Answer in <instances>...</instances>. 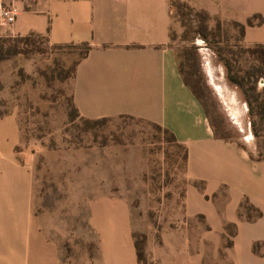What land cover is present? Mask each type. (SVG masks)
Here are the masks:
<instances>
[{
    "label": "crops",
    "instance_id": "0c3cea01",
    "mask_svg": "<svg viewBox=\"0 0 264 264\" xmlns=\"http://www.w3.org/2000/svg\"><path fill=\"white\" fill-rule=\"evenodd\" d=\"M4 1L16 15L0 35L88 46L71 79L81 117L155 123L185 148L184 217L149 239L146 260L264 264V135L233 140L215 133L179 71L168 0ZM19 141L16 115L0 116V264H61L63 257L66 264H143L121 191L95 195L92 173L69 174L62 186L68 203L37 209L33 162L17 150ZM245 199L261 212L254 220L239 216Z\"/></svg>",
    "mask_w": 264,
    "mask_h": 264
},
{
    "label": "rangeland",
    "instance_id": "374dc122",
    "mask_svg": "<svg viewBox=\"0 0 264 264\" xmlns=\"http://www.w3.org/2000/svg\"><path fill=\"white\" fill-rule=\"evenodd\" d=\"M168 3L178 68L215 133L233 140L263 136L264 0ZM84 50L39 35H0V116L16 115L17 150L33 162L35 208L61 210L69 200L62 189L66 176L92 173L95 195H125L143 264H156L146 260L149 239L184 217L185 151L148 121L81 117L71 101V79Z\"/></svg>",
    "mask_w": 264,
    "mask_h": 264
},
{
    "label": "trees",
    "instance_id": "16d2710c",
    "mask_svg": "<svg viewBox=\"0 0 264 264\" xmlns=\"http://www.w3.org/2000/svg\"><path fill=\"white\" fill-rule=\"evenodd\" d=\"M22 38L23 39H26V38H28V36H22ZM81 46H84L85 47V50L82 52V54L79 56V58H81L82 56H84L85 54H86V52H87V49H88V46L87 45H81ZM250 50H254V49H250ZM76 64V63H75ZM74 69H75V66H74V68H73V72H74ZM180 71V70H179ZM180 73H181V71H180ZM181 75H182V73H181ZM73 76V75H72ZM183 76V75H182ZM183 79L185 80V82L192 88V86L187 82V80L183 77ZM193 89V88H192ZM194 91V90H193ZM71 101H72V98H71ZM72 104H73V102H72ZM74 106V105H73ZM74 108H75V106H74ZM75 110H76V112H77V109L75 108ZM78 113V112H77ZM79 114V113H78ZM127 117H131V116H127ZM103 118H107V117H103ZM131 118H133V117H131ZM151 123V122H150ZM154 125H157V124H155V123H153ZM157 126H159V125H157ZM159 127H161V126H159ZM162 128V127H161ZM166 132H168L169 134H170V136H171V138L174 140V141H176V139H175V136L173 135V133H171L168 129H165V128H163ZM223 137V136H222ZM224 138H226V137H224ZM177 142V141H176ZM179 144V143H178ZM182 146V145H181ZM183 147V146H182ZM183 149H184V151H185V148L183 147ZM185 156H186V152H185ZM252 212H253V214H252ZM239 216H245L248 220H254V219H256L257 217H259L260 215H261V212L257 209V208H255L253 205H251L249 202H248V200H244L242 203H241V205H240V207H239ZM135 245H136V249H137V255H138V258L141 260V261H143L144 260V255H143V253L141 252V250H139V248H138V245H137V242H136V240H135ZM258 245V243H255L254 244V248L256 249V246Z\"/></svg>",
    "mask_w": 264,
    "mask_h": 264
},
{
    "label": "built area",
    "instance_id": "2783aa9c",
    "mask_svg": "<svg viewBox=\"0 0 264 264\" xmlns=\"http://www.w3.org/2000/svg\"><path fill=\"white\" fill-rule=\"evenodd\" d=\"M15 15V8L4 0H0V27L10 25L14 21Z\"/></svg>",
    "mask_w": 264,
    "mask_h": 264
},
{
    "label": "bare ground",
    "instance_id": "6f19581e",
    "mask_svg": "<svg viewBox=\"0 0 264 264\" xmlns=\"http://www.w3.org/2000/svg\"><path fill=\"white\" fill-rule=\"evenodd\" d=\"M221 81V80H220ZM224 82V81H223ZM220 85V84H219ZM227 85V84H226ZM221 87V86H220ZM224 93V92H223ZM236 95V94H235ZM237 97V96H236ZM239 103V102H238ZM233 111V110H232ZM233 113H234V111H233ZM236 115V114H235Z\"/></svg>",
    "mask_w": 264,
    "mask_h": 264
}]
</instances>
